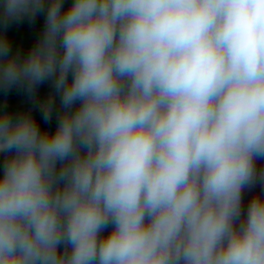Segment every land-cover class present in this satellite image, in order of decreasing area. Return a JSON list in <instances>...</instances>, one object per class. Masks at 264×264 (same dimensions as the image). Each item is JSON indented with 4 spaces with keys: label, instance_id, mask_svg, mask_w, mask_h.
Masks as SVG:
<instances>
[{
    "label": "clouds",
    "instance_id": "1",
    "mask_svg": "<svg viewBox=\"0 0 264 264\" xmlns=\"http://www.w3.org/2000/svg\"><path fill=\"white\" fill-rule=\"evenodd\" d=\"M13 87L0 264H264V0H0Z\"/></svg>",
    "mask_w": 264,
    "mask_h": 264
},
{
    "label": "trees",
    "instance_id": "2",
    "mask_svg": "<svg viewBox=\"0 0 264 264\" xmlns=\"http://www.w3.org/2000/svg\"><path fill=\"white\" fill-rule=\"evenodd\" d=\"M67 3V0H66ZM43 26V15L39 14L37 17L29 22L27 19L19 22L18 25L12 24V28L23 38L20 51H27L34 40L37 38ZM11 27L5 29L6 34L12 31ZM49 91V83L44 82L38 86L37 96L43 98ZM0 106L7 107L13 114L32 108L33 115L42 127L52 128L55 125V115L49 123H45L43 117L38 109L33 106L32 101L28 98L27 94L17 87L8 89L7 91L0 90Z\"/></svg>",
    "mask_w": 264,
    "mask_h": 264
},
{
    "label": "rangeland",
    "instance_id": "3",
    "mask_svg": "<svg viewBox=\"0 0 264 264\" xmlns=\"http://www.w3.org/2000/svg\"><path fill=\"white\" fill-rule=\"evenodd\" d=\"M19 23H15V26L18 25ZM9 27L12 28V25H10ZM13 29V28H12ZM15 30L13 29L12 31H10L7 36L9 38V41L13 47V49H19L21 50V45L23 43V38L20 37V35L17 32H14Z\"/></svg>",
    "mask_w": 264,
    "mask_h": 264
},
{
    "label": "water",
    "instance_id": "4",
    "mask_svg": "<svg viewBox=\"0 0 264 264\" xmlns=\"http://www.w3.org/2000/svg\"><path fill=\"white\" fill-rule=\"evenodd\" d=\"M256 166L258 169L260 168H264V160H257L256 162ZM253 191H256V192H259L260 191V188L259 186L257 185L256 188L253 189ZM251 195V193H246L244 194V202L246 203L247 202V199L248 197Z\"/></svg>",
    "mask_w": 264,
    "mask_h": 264
}]
</instances>
